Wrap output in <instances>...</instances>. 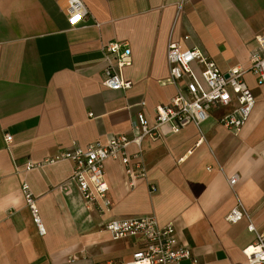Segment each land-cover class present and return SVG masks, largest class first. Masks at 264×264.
Returning <instances> with one entry per match:
<instances>
[{"label": "crops", "instance_id": "0c3cea01", "mask_svg": "<svg viewBox=\"0 0 264 264\" xmlns=\"http://www.w3.org/2000/svg\"><path fill=\"white\" fill-rule=\"evenodd\" d=\"M68 1L0 0V264H121L142 240H115L106 223L147 215L161 226L174 223L178 242L192 253L181 264H249L243 249L257 234L246 219L226 217L240 200L264 231V85L252 74L246 80L257 102L239 132L219 123L222 110L178 133L165 125L161 138L144 140L147 178L133 189L121 163L107 160L106 212L83 206L77 185L68 183L71 161L45 160L74 145L131 135V117L140 111L152 118L176 93L168 82L172 41L200 48L222 70L248 66L264 35V0H82L88 15L78 27L68 22ZM112 41L131 49L122 71L133 83L128 90L102 83ZM28 161L42 165L27 171Z\"/></svg>", "mask_w": 264, "mask_h": 264}, {"label": "built area", "instance_id": "2783aa9c", "mask_svg": "<svg viewBox=\"0 0 264 264\" xmlns=\"http://www.w3.org/2000/svg\"><path fill=\"white\" fill-rule=\"evenodd\" d=\"M183 3L184 0L180 5ZM87 15L88 9L82 0L68 1L67 18L71 27H78ZM105 50L103 85L110 89H130L133 83L122 72L126 65L131 64L130 47L126 42L112 41L105 45ZM167 61L170 69L168 82L175 86L176 93L168 103L155 107L152 118L140 111L131 117V135L119 134L106 141L98 140L85 146L74 145L45 160H68L73 163L68 183L77 185L85 208H94L100 212L111 208L105 181V163L109 159L121 163L129 189L135 188L139 179L147 178L142 144L146 139L161 138L165 125L170 127L172 133H178L191 124L200 127L214 110L223 111L219 123L235 132H239L249 121L257 99L246 76L252 74L258 83L264 85V35L258 37L257 49L252 52L248 66H232L222 70L200 48H182L174 41L168 46ZM142 105L145 107L146 102L143 101ZM5 142L7 149H10L13 136L7 133ZM131 145L136 147L135 151L129 150ZM41 165V162L28 161L26 170L30 171ZM239 179L237 173L228 177L232 189ZM22 188L33 222L40 235H44L46 228L36 199L26 183ZM150 188L152 191L156 190L154 184ZM226 219L230 223H238L244 219L248 221V229L256 232L257 239L244 248L243 253L249 264H264V231H257L248 209L240 200ZM105 229L115 240L131 236L142 240V246L133 253L131 259L122 261L121 264H181L184 259L192 256L191 250L178 242L174 223L161 226L154 215L112 219L106 223Z\"/></svg>", "mask_w": 264, "mask_h": 264}]
</instances>
